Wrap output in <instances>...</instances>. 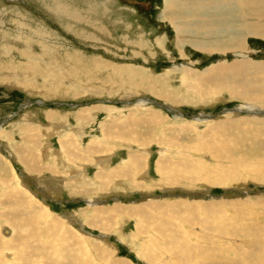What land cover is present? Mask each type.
Returning <instances> with one entry per match:
<instances>
[{"label":"rangeland","instance_id":"obj_1","mask_svg":"<svg viewBox=\"0 0 264 264\" xmlns=\"http://www.w3.org/2000/svg\"><path fill=\"white\" fill-rule=\"evenodd\" d=\"M166 1L0 0V264H67L70 247L75 264H264L254 10L178 1L184 37ZM213 6L231 23L211 51L202 16ZM242 61L223 81L243 96L209 89L218 66Z\"/></svg>","mask_w":264,"mask_h":264},{"label":"bare ground","instance_id":"obj_2","mask_svg":"<svg viewBox=\"0 0 264 264\" xmlns=\"http://www.w3.org/2000/svg\"><path fill=\"white\" fill-rule=\"evenodd\" d=\"M198 1V0H197ZM202 0H199V2H201ZM223 2L221 5L223 6L224 4H227L228 2L230 3V2H233V0H215L214 1V3H216L217 4V2ZM234 1H236V0H234ZM238 1H240V2H242L243 4H244V6L246 5H248L246 8H250L251 10H254L253 12V17L255 18L256 17V21H257V23H255V26H256V31H255V36H257V37H262V38H264V26H262V24H264V0H238ZM167 3V6H166V10H168V16H167V14H166V19H171V22L175 25V27L176 28H178V31H179V33L180 34H182V36H184L185 34H187L188 32H189V29H190V24H185V23H188L189 21H187L186 19L184 20V18H178L179 19V21H178V19H177V17H175L172 13L174 12H171L172 11V9H171V7H174V9L175 8H177L178 7V1H176V0H167L166 1ZM180 2H182V1H180ZM185 2V1H184ZM187 2V1H186ZM189 2V1H188ZM187 2V3H188ZM195 2V1H194ZM239 2V3H240ZM202 3V5L203 4H205V5H203V7H207L208 6V4H207V0H203V2H201ZM209 3H211V2H209ZM213 3V4H214ZM190 4V3H189ZM199 4V6H195L196 8H200V3H198ZM46 5V4H45ZM196 5H197V3H196ZM202 5H201V7H202ZM228 5V4H227ZM62 6V5H61ZM186 6V5H185ZM188 7H189V5H187ZM184 7V6H183ZM224 7H226V6H224ZM223 7V9L222 10H225V8ZM236 7V6H235ZM181 8H182V6H181ZM185 8V7H184ZM209 8V7H208ZM220 8V7H219ZM230 8V7H229ZM229 8H228V10H229ZM203 9V8H202ZM216 8H215V6H213L212 8H210V9H208V10H206L205 11V15H201L202 16V18H203V26H204V30H205V28H207L205 31L204 30H202V31H204L203 33H202V35H203V37H204V39L206 38V39H208V38H210V40L211 41H216V43H214V46L215 47H204V45H202V47H204V48H207L208 50H211V51H213V50H215L216 49V46H218L219 45V40H221L222 39V32H221V30H217L216 28H218V25L220 26H223V25H226L227 27H229V22H230V20L229 19H227L225 22L226 23H223L222 22V20H223V18H222V16L223 15H221L220 14V16H221V18H217L216 17V15H212V10H215ZM234 9V8H233ZM242 9V8H241ZM244 9V8H243ZM186 10H187V7H186ZM197 10V9H196ZM176 11V10H175ZM180 11H182L181 9H180ZM189 11V10H188ZM188 11H187V13H188ZM199 11V10H198ZM202 11V10H201ZM65 12V11H64ZM66 12L68 13V10H66ZM70 12V11H69ZM166 12V11H165ZM186 12V11H185ZM191 13L193 12L192 10L190 11ZM197 12V11H196ZM203 12V11H202ZM222 12V11H221ZM176 13V12H175ZM230 13H232V12H230ZM240 13V12H239ZM182 14V13H181ZM214 14V13H213ZM236 14H238V13H236ZM78 15V14H77ZM189 15V14H188ZM193 15V14H192ZM212 15V16H211ZM225 15H227V14H225ZM234 15H235V12H234ZM245 15H247L248 17H249V15H251L252 16V14H248V12H247V14L245 13L244 14V16ZM183 16V15H182ZM186 16V15H185ZM196 15H194L193 16V19L195 20V22L197 21V19H199V18H201V17H195ZM179 17V16H178ZM187 17V16H186ZM189 18H191L190 16H188ZM197 18V19H196ZM231 18L232 19H234V16H232L231 15ZM237 18V17H236ZM241 18V17H240ZM177 19V20H176ZM181 19V20H180ZM222 19V20H221ZM245 19V18H244ZM243 19V20H244ZM262 20H263V23H262ZM79 21V20H78ZM199 21V20H198ZM197 21V22H198ZM224 21V20H223ZM245 21V20H244ZM194 22V23H195ZM197 22H196V29L198 28L197 26L199 25V24H197ZM85 23V22H84ZM200 24H201V21L199 22ZM219 23H221V24H219ZM231 23V22H230ZM234 23V22H233ZM236 23V22H235ZM244 23V22H243ZM246 23V22H245ZM244 23V24H245ZM242 24V23H241ZM254 24V23H253ZM177 25V26H176ZM195 26V25H194ZM243 26H245V25H243ZM94 27V26H93ZM241 27V26H240ZM239 27V28H240ZM248 27V26H247ZM252 26H250V28H251ZM192 28H193V26H192ZM201 28V27H200ZM199 29V28H198ZM219 29V28H218ZM252 29V28H251ZM250 29V30H251ZM105 30V29H104ZM223 30V29H222ZM226 30V29H225ZM225 30H223V32L225 33L226 31ZM230 30V29H229ZM232 30V29H231ZM230 30V31H231ZM201 31V30H200ZM230 31H228V33H231L230 34V36L232 35V32H230ZM190 32H191V30H190ZM250 32V31H249ZM248 32V33H249ZM252 32H253V29H252ZM194 33H195V31H194ZM197 33V32H196ZM200 33V32H199ZM240 33V32H239ZM251 33V32H250ZM102 34V33H101ZM204 34H206V36L204 35ZM252 34V35H253ZM191 35V34H190ZM200 35V34H199ZM234 35L235 36H237L235 33H234ZM253 35V36H254ZM79 36V35H78ZM179 36V35H178ZM227 36H229V35H227ZM235 36H233L232 38H234V41L236 42V43H238V45H239V48H237L236 49V51L237 52H239V51H243L242 49H245V46H244V44L242 45V35H239V37L240 38H236ZM185 37V36H184ZM179 38H181V36H179ZM178 38V39H179ZM198 38V37H197ZM224 38H225V36H224ZM223 38V39H224ZM231 38V37H230ZM231 38V39H232ZM201 39V38H200ZM83 40V39H82ZM180 41H181V39H179ZM245 40V39H244ZM184 41V40H183ZM188 41V40H187ZM231 41V40H230ZM229 41V42H230ZM194 42V41H193ZM193 42H191L192 44H193ZM202 42V41H201ZM195 43H196V41H195ZM198 43V42H197ZM196 43V44H197ZM212 43V44H213ZM220 43H222V41L220 42ZM226 43V42H225ZM191 44V45H192ZM199 44V43H198ZM198 44L196 45V46H198ZM207 44H208V41H207ZM232 44V43H231ZM234 44V43H233ZM184 45H185V43H184ZM200 45H201V43H200ZM199 45V46H200ZM210 46V45H209ZM212 46V45H211ZM235 46H237V45H235ZM195 47V46H194ZM224 47H225V45H224ZM181 48H183V45L181 46ZM196 48H198V49H201V50H203V48H201V46L200 47H196ZM220 49L222 48V47H219ZM218 48V49H219ZM229 48V47H228ZM234 48V47H233ZM217 49V51H219ZM225 49H227V47L225 48ZM225 49H223V51L225 50ZM232 50V49H231ZM235 50V49H234ZM233 50V51H234ZM184 51V50H183ZM221 51V50H220ZM243 58H245V57H243ZM238 60V59H237ZM248 64H250V62L249 61H242V62H238L237 64H235L234 66H231V67H229V68H227L226 66H218V68L219 69H222V71L220 72V73H223V74H218L219 76H221V80H215V81H210V79H209V81H210V87H209V89L210 90H213V91H221V90H228V89H231L232 91H237V95H239V96H243L244 95V92L242 91V86H239V85H236V84H234V83H226L227 81H223L227 76H226V74L225 73H228V72H230V71H232V73H233V71H235V72H241V71H244V69H245V66H247ZM215 67V66H214ZM252 68L253 69H255V70H258V72L260 71V70H262V71H264V63H259L258 65H255L254 64V66H252ZM192 69V70H191ZM195 68H192L191 66H190V68H188L187 69V72H190V73H194V75L196 74V71H193ZM252 69V70H253ZM216 71V70H215ZM218 72V71H217ZM189 74V73H188ZM230 74V73H229ZM237 75V74H236ZM217 76V75H216ZM256 76V75H255ZM190 77V76H189ZM213 78V77H212ZM234 78V77H233ZM233 78H232V80H233ZM199 79V84H204V83H206V81H203V79L202 78H198ZM218 79V78H217ZM230 79V78H229ZM257 80V79H256ZM238 81V80H237ZM264 81V80H263ZM194 82V81H193ZM228 82H231V80L229 81L228 80ZM194 83H196V82H194ZM194 83H192L193 85H194ZM254 83V82H253ZM212 84H213V86H212ZM252 86V85H251ZM224 88V89H223ZM235 88V89H234ZM258 90V89H257ZM250 91V90H249ZM248 91V92H249ZM200 94V93H199ZM260 94V93H259ZM248 96V95H247ZM245 97V96H244ZM243 97V98H244ZM246 100V99H245ZM264 100V99H263ZM254 117V116H253ZM131 118H132V116H131ZM255 119H256V117H254ZM258 119V118H257ZM240 120V119H239ZM241 121V120H240ZM141 122V121H140ZM232 122V121H231ZM236 122V121H235ZM247 122V121H246ZM225 123V122H224ZM53 125V124H52ZM225 125V124H224ZM241 125V124H240ZM254 125V124H253ZM215 126V125H214ZM139 128V127H138ZM238 128V127H237ZM238 130V129H237ZM251 131V130H250ZM233 132V131H232ZM145 135V134H144ZM257 135V134H256ZM141 136V135H140ZM205 136V135H204ZM243 136V135H242ZM203 137V136H202ZM201 137V138H202ZM237 138V137H236ZM236 138H232L233 140L234 139H236ZM245 139H246V137H244ZM244 138H242L244 141H245V139ZM238 139H239V137H238ZM241 139V140H242ZM240 140V141H241ZM132 141V140H131ZM223 141V140H222ZM225 141H227V140H224V142ZM230 141V140H229ZM235 141V140H234ZM237 141V140H236ZM239 141V143L241 144V142H243V141H241L240 142ZM224 142H221V144L223 143L224 144ZM238 142V141H237ZM226 143V142H225ZM233 143H236V142H233ZM228 143H226V145H227ZM232 144V143H231ZM224 146V148L225 147H227V146ZM230 145V144H229ZM235 145V144H234ZM231 146V145H230ZM249 146H251V145H249ZM184 147V146H183ZM190 147H191V145H190ZM223 147V146H222ZM229 147V146H228ZM232 147V149L235 147H233V146H231ZM225 149H227V148H225ZM229 149V148H228ZM232 149H230V153H231V150ZM248 149H250V148H248ZM195 150V149H194ZM238 150V149H237ZM241 150V149H240ZM240 150L238 151L239 153H240ZM246 151V150H245ZM248 151V150H247ZM242 152V151H241ZM235 153V152H234ZM246 153H248V152H246ZM256 153V152H255ZM207 154V153H206ZM228 153H226V155H227ZM244 154H245V152H244ZM229 155V154H228ZM231 155V154H230ZM233 155V154H232ZM236 155V154H235ZM250 155V154H249ZM241 156H243L244 157V155H241ZM246 156V155H245ZM232 158V157H231ZM249 159V158H248ZM247 159V160H248ZM232 160V159H231ZM136 161H138V160H136ZM139 162V161H138ZM221 162V161H220ZM230 163V162H229ZM233 163V162H232ZM139 164H140V162H139ZM138 164V165H139ZM136 165V164H135ZM187 165V164H186ZM193 166H196V165H193ZM189 168V167H188ZM208 168V167H207ZM226 168V167H225ZM229 168V167H228ZM227 168V169H228ZM232 168V167H231ZM231 168H230V170H231ZM226 169V170H227ZM199 169H197L196 171H198ZM235 171V170H234ZM162 173V172H161ZM164 173V172H163ZM233 173V172H232ZM226 175V174H225ZM168 176H169V174H168ZM236 179V178H235ZM229 180V179H228ZM195 181V180H194ZM33 212V211H32ZM3 213V212H2ZM28 213V212H27ZM19 214V213H18ZM39 214V213H38ZM34 215V214H33ZM40 215V214H39ZM133 215V214H132ZM26 216V215H25ZM35 216V215H34ZM37 216V215H36ZM43 216V215H42ZM136 216H139V213L138 212H136L135 213V215H134V217H136ZM232 216V215H231ZM5 219H7V218H9V215H8V213H5L4 212V216H3ZM10 217H12V216H10ZM35 218V217H34ZM44 218V217H43ZM30 219V218H29ZM36 219V218H35ZM40 219V218H39ZM15 220V219H14ZM37 220H38V218H37ZM36 220V221H37ZM141 220V219H140ZM226 220H228L227 218H226ZM230 220V219H229ZM242 220V219H241ZM31 221V220H30ZM40 221V220H39ZM244 221V220H243ZM27 222H28V218H27ZM32 222H33V220H32ZM38 222V221H37ZM9 224H11L10 223V221L8 222ZM31 223V222H30ZM34 223H35V221H34ZM246 223V222H245ZM52 223H48V226H50L51 228L53 227V229H55L56 230V226H52L51 225ZM220 224H221V222H220ZM12 225V224H11ZM31 225H33V224H31ZM149 225V224H148ZM26 226V225H25ZM47 226V227H48ZM140 226V225H139ZM30 227H32V226H30ZM47 229H49V228H47ZM263 229V228H262ZM229 230V229H228ZM245 230H246V228H245ZM261 230V229H260ZM53 231V230H52ZM33 232H35V231H33ZM31 233V234H29L30 236L31 235H33L34 233ZM49 232H51V231H49ZM61 232V231H60ZM158 232V231H157ZM166 232V231H165ZM36 233V232H35ZM140 233H141V231H140ZM218 233V232H217ZM263 233V232H262ZM261 233V234H262ZM155 234V233H154ZM158 234L160 235V233L158 232ZM212 234V233H211ZM258 235V234H257ZM136 236V235H135ZM166 236V235H165ZM170 236V235H169ZM174 236V235H173ZM216 236V235H215ZM245 236V235H244ZM259 236V235H258ZM60 237V236H59ZM71 237V236H70ZM31 238V237H30ZM25 239V238H24ZM190 239V238H189ZM161 241V240H160ZM12 242V241H11ZM29 242V241H28ZM62 242V241H61ZM13 243V242H12ZM25 243V242H24ZM57 243V242H56ZM147 244V243H146ZM175 244V243H174ZM5 245V244H4ZM29 245V244H28ZM187 246V245H186ZM256 246H258L257 244H256ZM2 247V245H0V248ZM4 247V246H3ZM26 247V246H25ZM148 247H150V246H148ZM194 247H195V245H194ZM193 247V248H194ZM257 249L259 248L260 249V246H258V247H256ZM264 248V247H263ZM70 249H71V258H70V256H69V254H68V256L65 258V259H68V261H67V264H75L74 262H76V256L73 254V249L70 247ZM145 249V248H144ZM175 249V248H174ZM173 249V250H174ZM223 249V248H222ZM237 249V248H236ZM240 249V248H239ZM4 250V249H3ZM38 249H35V250H33L32 252H35V251H37ZM149 250H151V249H149ZM172 250V249H171ZM178 250H180V249H178ZM244 250V249H243ZM262 250V249H261ZM193 251V250H192ZM245 252H247L246 250H244ZM77 252H78V250H77ZM143 252V251H142ZM146 252V251H145ZM153 252V251H152ZM222 252H224V251H222ZM245 252H244V254H245ZM38 253H40V252H38ZM37 253V254H38ZM148 253H149V251H148ZM192 253V252H191ZM195 254V253H194ZM216 254V253H215ZM147 255V254H146ZM46 257V256H45ZM149 259L150 258H152V257H148ZM63 259V258H62ZM48 260V259H47ZM26 261V260H25ZM37 261V260H36ZM41 261V260H40ZM47 262V261H46ZM50 262V261H49ZM63 263H65V262H63ZM50 264V263H49ZM60 264H62V263H60ZM125 264V263H124ZM210 264H212V263H210Z\"/></svg>","mask_w":264,"mask_h":264},{"label":"crops","instance_id":"obj_3","mask_svg":"<svg viewBox=\"0 0 264 264\" xmlns=\"http://www.w3.org/2000/svg\"><path fill=\"white\" fill-rule=\"evenodd\" d=\"M176 1H181V0H176ZM183 1H185V2H186V1H189V2L191 3V0H183ZM178 7H179V6H178Z\"/></svg>","mask_w":264,"mask_h":264}]
</instances>
